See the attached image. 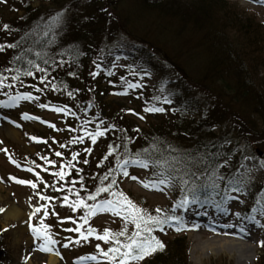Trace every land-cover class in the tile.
Segmentation results:
<instances>
[{
  "label": "trees",
  "instance_id": "obj_1",
  "mask_svg": "<svg viewBox=\"0 0 264 264\" xmlns=\"http://www.w3.org/2000/svg\"><path fill=\"white\" fill-rule=\"evenodd\" d=\"M50 1L57 6L55 10L49 11L43 5L40 8L31 7L30 5L33 4V1L28 2L29 5L25 3L20 6L21 3L19 2H23V0H18L15 2L19 4L17 7L22 12L21 15H18V10L15 6L11 8L9 20H6L7 16L4 17L3 14L2 23H0V44H19V47H5L4 50L0 51V74L13 81L12 77L17 75L15 69H20V79L18 81L15 80L17 82L15 87L24 84L29 88H37L44 94L46 99L49 98L50 103L55 104L57 107L69 108L74 111V113H70L66 120H71L68 125L75 128L78 133L69 135V145L66 146L63 154L64 158L61 161V166L62 163L64 167L68 161H71L73 167H64V171L67 170L68 172H65L64 180L59 179V187L54 195L60 196L61 200L65 195H68L71 200H75L77 199L75 193L79 192L80 197L91 204L94 202L87 199L88 195L94 193L98 187L108 186L113 180L115 184L112 185L110 191L101 193L97 197V201L103 198L112 199V192H123L125 194L121 185L122 171L117 168V164L156 142L161 148L165 149L171 145L176 149L177 154H204L207 157L206 161L199 165V170H206V175L201 176L198 182L209 184L206 194L211 198H224L225 186L230 179L234 178L242 183L233 186L241 187L243 190L239 193L245 194L250 203L255 204L254 206L261 211L262 207H264V182L262 180L255 182L250 179L248 170L244 169L242 152L246 148L251 153L252 148L254 151L253 155L258 156L260 152L249 144L261 143L264 145V137H262L264 136V90H257L255 93L246 78L250 75L254 78L259 77L260 72L256 68L253 70L254 73L250 74L252 65H255L256 62L254 56L249 53L255 55L254 52L260 51L262 49V47H259L260 43L264 44V40L256 37L257 32H254L256 35L252 34L251 28L254 29L255 27L253 25L251 27L248 24L243 14L239 13L238 16L234 12V15H231L230 10L228 8L226 10L223 5L224 0H144L145 3L143 2L142 9H144L145 14L150 16L149 19L155 17L157 21L166 22V25H168L165 26L166 30H169L167 28L169 25L172 28L175 27L170 30L176 33L191 25L193 29L200 30L198 25L207 23L205 45L207 44L206 46L210 48L206 52L207 54L211 52L212 55H219V57L214 55L210 58L209 65L206 67L208 70L214 71V75L218 77V82L201 84L196 81L197 77L193 80L187 74L184 75L186 72L185 68L182 69L183 73L180 75L182 77L186 76L189 80L182 82V80L184 81L182 78L179 87L183 89L180 92L179 88L175 87L172 90L169 88L170 91L168 93L166 85L158 84L151 90V94L146 95L150 90L145 89L150 88L144 87L140 83L142 87L139 88L138 95L142 96L144 100H148V102L143 104V107L155 105L166 109L163 113H156L155 117L157 120L149 124L148 130L145 131L139 129L136 124L134 127L131 125L127 119L129 109L126 107L118 106L115 109L109 103L103 104V107L98 104L101 101L99 94L102 91L98 85L99 75L93 77L90 73L97 71L94 61L101 64L99 73L109 70L108 58L112 54V49L115 50V47L120 46L117 43L118 41L127 39L130 41L123 45L124 48H126L127 44L134 43L135 45H145L148 51H157L159 49L157 41L150 42L140 38V35L137 36L129 30H124L120 19L111 18L108 15L106 17L103 14L106 11L101 13L100 10L95 8V0L85 1L84 5L94 10L88 11L86 13L88 19L82 22H78V18L73 16L77 12L75 11L74 13L71 8L72 3L68 4V0ZM123 2V0H111L109 6L114 5L117 8L120 4L122 6L125 5L126 2ZM65 3H67L66 24L54 29L56 32L55 42L49 44L43 36L44 25L53 16V13L64 10L61 5ZM131 3H133L131 4V9L124 11L131 14L130 16H125L124 23L131 22L134 18L133 14L136 16V10L140 8L139 3ZM145 18H142V20L147 21ZM116 23L118 24L114 25ZM4 24L10 26L8 30L3 28ZM226 29H230L232 34H236V38L232 37L231 32ZM255 30L257 29L255 28ZM51 39V36L47 38V40ZM73 46L79 50V55L75 61L72 58L73 54L68 51ZM25 53L28 54L24 55ZM36 53H40V55L37 56ZM20 56H24V60L17 62V57ZM247 56L249 58L246 59ZM28 59L39 63L41 68L48 69L46 73L47 80L42 81L40 77L44 76L45 73L35 69H33V76L23 75V72L30 67L26 63ZM170 59L168 55L164 58V62L169 67L176 69L177 67ZM45 60L48 61L47 64L44 63ZM53 61H56V63L54 64ZM61 61L63 63H60ZM222 61L228 65L229 72L227 74L232 75L235 88L230 86L228 79H222L224 78L223 75H226L221 70L220 62ZM202 63L207 62L204 61ZM57 64L60 66H57ZM141 64L142 61H137L135 69L129 75L124 76V79L131 78L134 80L137 77L136 75L141 79V70H139ZM6 69H13V71H5ZM177 70L179 71L178 68ZM70 73H75V75ZM8 79L6 80L9 81ZM110 81L112 82V79ZM115 81L113 79V82ZM53 85L57 87L54 88ZM162 87L163 91L161 90ZM196 90H206L203 91L206 93H208V90L212 92L207 94L209 101L202 99L200 102L201 104L204 102V105L200 107L202 109L200 119L192 118L187 114L190 103L186 100L188 97L193 96ZM69 93H72V95L70 96ZM179 94L183 98H180ZM225 94H240L242 98L254 99L256 102L255 109H257L254 113L250 111L247 116H257V120L254 121L250 118L242 120L240 117L227 118L226 110L228 106H225L221 99V95ZM50 95L53 96V101ZM164 96H168L172 102L169 104L163 103L162 99H153V97L163 98ZM90 100L93 101L94 108L85 106ZM101 102L104 103L103 101ZM102 113H105L106 117L101 118L100 114ZM85 120L91 122L85 125ZM229 120L231 121L228 122ZM97 126L101 129L106 128L107 131L105 135L98 137L97 142L93 144L90 137L85 135V131L94 132ZM75 137H83V140L71 143ZM244 144L249 146L244 148ZM110 146L116 149L111 155H109ZM86 148L91 149V152H86ZM73 153H79L76 160H72ZM46 154H49V152ZM262 157L264 158V155ZM85 160L87 163H84ZM218 165L221 166L218 168V173L224 176L225 179L218 182L219 187L215 189L218 194L213 195L209 177L217 170ZM55 182H58V180ZM231 187H228V193L232 191ZM174 189H178L181 193L178 184ZM66 207L69 206L63 205L61 211L65 210ZM66 209L68 210V208ZM143 209L152 215L161 216L162 213V211L156 213L155 209L157 208L147 205ZM70 210L73 214L75 213L76 218H80L85 212L83 208L76 211H72L70 208ZM153 227L155 230L158 229L154 225ZM163 227L165 228L166 225ZM155 230L153 234L159 235ZM162 241L165 244L164 250L152 254L144 264H190L188 260L189 244L185 242L184 237L173 240L163 238Z\"/></svg>",
  "mask_w": 264,
  "mask_h": 264
},
{
  "label": "rangeland",
  "instance_id": "obj_2",
  "mask_svg": "<svg viewBox=\"0 0 264 264\" xmlns=\"http://www.w3.org/2000/svg\"><path fill=\"white\" fill-rule=\"evenodd\" d=\"M1 1L2 0H0V23H2L3 14L4 17L7 16L6 20L10 19L9 16L11 13V8L14 6L18 10V15L22 14L20 9L17 7L19 6L18 3L13 4L11 0L5 1L7 3L4 4V2ZM30 1L33 0H23V2L19 3H21L20 6H23V4H27ZM42 1L43 0H37L30 6L34 8H40L43 5V7L48 8L49 11L55 10V7H57L56 5H53L51 1L49 2V0ZM85 1L86 0H68V4L72 3L71 8L74 10V13L75 11L77 12L76 15H72L78 18V22L88 19L86 17V13L90 10H94L85 6ZM123 1V3L126 2L125 5L122 6L120 4L116 8L114 5L109 6L111 0H95V8L100 10L101 13L106 11V13H103L106 17L108 15L111 18L116 17L117 19H120L122 21L121 25L124 30H129L137 36L140 35V38H144L150 42L157 41L156 43L159 44V49H157L155 52H141L140 50H134L133 46L128 47L126 50V52L129 54H132L136 62L143 60L144 63L149 65L148 68L155 72L150 74V77H148V85L152 84L154 88L162 78L166 77L164 68L165 64L163 65L161 61L158 60V56L163 60V58L167 57L168 55L171 58L170 61L179 69V74H182V69L186 68L184 75L187 74L189 77L193 78V80H195L197 77L198 79L196 81H199L201 84H212V82H218V77L214 75V71L208 70L206 68L209 65V59L216 55H212L211 52L207 54L206 52V50L210 48L206 46L207 44L205 45L207 40L205 38L208 28L207 23L199 24L198 28H200V30L193 29V26L191 25L179 33H176L175 31H172L175 27L172 28L171 25L167 27L169 30H166L165 26H168L166 25V22L161 20L157 21L155 17L149 19L150 16L145 14L144 9H142L144 0ZM131 2L139 3L140 8L136 10V16L138 17L133 14L134 18L131 20V22L129 21V23H124L125 16L127 17L131 15L129 12H124L127 9H131V4H133ZM66 5L67 3L61 6L66 9ZM223 5L226 7V10L227 8L230 10L231 15H234V12L235 15H238L239 13L243 14L248 24H250L251 27L253 25V27L258 30L257 31L255 28H251L252 34L256 35L254 32H257L256 37L264 40V2H258V0H224ZM53 15H55V13H53ZM141 17H146L145 20L147 19V21H143ZM117 24L118 23L114 25ZM226 30L232 34L230 29ZM235 35L232 34V37L236 38ZM125 43H121V45H124ZM259 47H262V49L260 51L254 52L255 55L249 53L251 56H254L256 62L255 65H252L250 74L254 73L253 70L256 68L260 72L259 77L254 78L251 75L246 77L249 86L255 93L257 90H264V44L260 43ZM118 49L119 48H116V50ZM216 57H219V55H216ZM247 58H249V56H247L246 59ZM204 61L207 63H202ZM125 63L127 62H115V60L112 61V65L115 64V67L121 69L120 73L123 72ZM220 66L221 70L224 71V74L226 73V75H223L224 78L222 79H228L230 86L235 88L232 75L227 74V72H229L228 65L222 61L220 62ZM179 74L178 77L175 76L176 78H171L172 80L168 78L167 80L162 81V84L164 85H166L167 82L172 84L171 86H167L166 90L168 93L170 89L172 90L175 88V85L178 83V79L181 78V75ZM182 78L184 79V82L189 80V78L186 76ZM123 81L120 80L114 86L109 84L107 85L104 83V81L98 83L102 90V92L99 94V98L104 102L102 103L99 101L98 104L101 107H103V104L109 103L111 104L110 106H114L115 109H117L116 107L118 106H124L127 109L136 108L133 106L135 102L131 99V93L136 92L135 88L127 89V94H117V91L119 93H123L127 88L125 81L124 88L120 89L118 87L119 85H122L121 82ZM13 88H15V84L11 85V87H8L7 85L5 87V89H8L9 91ZM203 91L196 90L193 94L194 98H204L202 95L204 94L209 100V96ZM237 91H239V89H237ZM207 92L212 93L209 92V90ZM149 94H151V90L146 95ZM221 99L222 103H224L225 106H228V109L226 110L227 118L234 119V117H240L242 120L244 118H250L254 121L257 120V116H247L250 111L254 113L257 109H255L256 102L254 99L250 100L242 98L240 94L221 95ZM27 100L28 99H21L15 105L9 103V105L1 104L0 106V244H2L0 247V264H50V258L55 260L54 264H75L79 257L91 255L92 253H99L96 248L97 244H100L101 248L105 249L104 247L107 245V242L95 239L64 248L62 246L66 241V239L64 241V238L69 236L66 234L65 229L71 226L62 228L61 223H58L57 219L58 217L65 219L69 216L75 218V213L73 214L71 212L70 207H66L68 210L65 208V210L61 211L63 204L61 197L57 194L54 197L53 192H50V197H54L56 199V202H53L52 206L51 202L48 200H42L40 196L37 195V193H39L41 196H43L41 192L42 189L39 190L38 187L33 189L30 185L19 184L11 179V177H16L20 180L29 179L35 182V179L31 178L30 175L35 173H30L27 172V170L15 168L16 165L12 162L11 157L19 163L31 164L32 160L34 159L33 156H36L38 152L46 153L47 151L50 152V150H53L51 155L54 158L55 152L62 151L65 141L66 145H69L68 135H60V137L54 136V132H51L48 128H44L41 123L36 121L37 117H42L43 112L40 113V110L35 108V104H27ZM146 102H148V100H144L142 104H145ZM85 106L94 108L93 101H88ZM142 111H140V113L143 114L144 111ZM25 114H27L29 118H25ZM191 115L194 117H200L202 114H195L194 112H191ZM100 117H106L105 113L100 114ZM143 117H145L146 120L140 122L139 119H135V117L132 115H127V119L130 121L133 127L137 125L139 129L146 131L148 130V125L155 122L157 118L155 117V113H145ZM54 118L49 117L48 120L56 123L59 127V121ZM230 121L231 120L228 122ZM40 132H43L41 135H43V137L46 139L43 140L42 143H38L37 139L35 138L36 136L40 135ZM51 134L53 135L52 137L55 138H50ZM245 145L246 144H244V148L250 145L264 155V145L261 143H250L247 146ZM253 153L254 151L252 148L251 153L250 150H246V148L243 150L242 160L244 163V169L248 170L251 180L255 182L262 180L264 182V167H262L264 158L254 156ZM32 164H34L32 167L36 169V165H39L40 162H35ZM144 169H130L128 171V176L123 177V175H121L123 178L121 185L125 194L128 195V198L130 197V199L141 208L145 207L146 205H157L161 207L167 206V204L171 201V195H168V191L172 187L166 189L144 187L142 182H148L150 179L149 174L151 173L149 171L152 170ZM35 172H37V170ZM65 172L67 173L68 171L66 170ZM43 175L44 172L40 174V177H43L45 180H47L46 174L45 177ZM132 177H136L137 179L133 180ZM231 196L238 197L239 199L228 201L224 207L228 209V211H222L221 213H218V215H214V219H212L213 223L219 226L220 229L218 230L209 232L205 226V228L199 229L192 228L191 225L195 224V222L191 220L190 213L185 215V224L187 227L182 230L183 235L181 236L184 237L185 242L189 244L188 260L190 264H264V253H262L261 246L262 242H264V219L260 214H257L254 220H249L247 218V221H245L243 219L244 212L250 207L249 202L247 201V203L245 199L237 195ZM42 204L47 206L49 215L45 218L43 216V209L40 212L35 213V215H32L35 209ZM10 208H16L19 214L18 217H10L7 215V212ZM236 213H240L241 215L237 217L235 215ZM226 219L241 223V225H237L234 230L226 231V229L221 227V224H223ZM42 220L44 224L50 225V231L52 232L54 238L60 242L56 245L59 255H57L56 252H45L38 248V243L41 241L37 240L33 236L32 227H39ZM91 226L101 234H103V230L105 228H108L115 233L124 228L125 221L123 216H118L112 212L105 211L99 212L97 215L92 217ZM133 226V223L130 221L127 222V229L132 228ZM241 228L244 229L243 232L237 231V229ZM174 237L177 236L172 235L170 239H173ZM212 241H214V244H217V249L206 246H201L199 248L197 247L198 245H204L207 244V242ZM239 243H242L243 245L245 244V247L240 248Z\"/></svg>",
  "mask_w": 264,
  "mask_h": 264
},
{
  "label": "snow or ice",
  "instance_id": "obj_3",
  "mask_svg": "<svg viewBox=\"0 0 264 264\" xmlns=\"http://www.w3.org/2000/svg\"><path fill=\"white\" fill-rule=\"evenodd\" d=\"M258 2H264V0H258ZM67 9H64L60 12L55 13V15L51 16L44 25L45 31L43 32V36L46 38L47 43H54L56 32L54 31L55 28L62 27L66 24L65 14ZM9 25L4 24L3 28L5 30L9 29ZM39 27V26H38ZM51 36V40H47V38ZM5 47L8 48H16L19 47V44H0V51L4 50ZM30 51V50H29ZM73 55V61H75L76 57L79 55V50L73 46L71 49H68ZM25 53L24 55H27ZM37 56L40 53H36ZM119 59V57L117 58ZM24 56L17 57V62L23 61ZM27 65L30 67L27 68L23 75L25 76H33L34 71L33 69L45 73L44 76H41L40 79L47 80V68H41L39 63H35L33 60L28 59L26 61ZM45 64L48 63L47 60L44 61ZM55 64L56 61H53ZM60 63H63L61 61ZM97 69L96 72L90 73L91 76L95 77L99 75V71L101 70V64L93 62ZM57 66H60L57 64ZM115 67V65H113ZM5 71H13V69H6ZM17 75L12 77V80H19L20 79V69H15ZM71 75H75V73H70ZM111 74V72H109ZM144 75H150L147 71L144 72ZM8 79L3 74H0V88L5 87L4 81ZM124 80L123 77H121ZM111 83V81H110ZM127 88L123 93L117 94H127V89L130 88H139L142 87L140 83H130L125 81ZM11 87V85H7ZM56 88V85H53ZM163 91V87L161 89ZM71 96L72 93H69ZM21 99H33L30 93H21L15 96H9V100L3 103L5 104H17ZM154 100H161L163 103H171V99L168 96L161 97H153ZM40 107L46 108L48 105L41 104ZM56 112H65L66 108L56 107L54 109ZM128 111H133L129 109ZM143 111L145 113H163L166 111L164 107H158L155 105H148L144 107ZM139 115V114H137ZM25 118H29L27 114H25ZM141 119H144L143 116H140ZM91 121L85 120L84 124L87 125ZM55 127L54 125H51ZM115 127V126H113ZM107 129H101L97 126L94 132H87L85 131V135L90 137L91 142L95 144L97 142V138L105 135ZM138 131V129H137ZM35 139V138H33ZM131 139V138H129ZM83 137H75L71 141V143L81 142ZM63 147V145H62ZM116 149L110 146L109 155L114 152ZM6 151V149H5ZM86 152H91V149L86 148ZM56 156H61V152H56ZM79 153H73L72 160H76ZM47 163L54 164L55 161L47 160L44 158ZM107 159V157H105ZM207 157L204 154H197L193 155L192 153H184V154H177L176 149H174L171 145H169L166 149L161 148L158 143L153 142L148 148H144L133 155H130L128 158L123 159L122 162L117 164V168L122 171L124 176H128V165H139L145 169H152L153 175L156 177L154 180H150L148 182H142L143 186L153 187V188H169L175 187L177 184L180 186L181 190V197L180 199L173 205L172 214L171 215H152L150 212H147L145 209L139 207L136 203H134L131 199L128 198L123 192H112L111 196L112 199H104L97 201V197L101 193L109 192L112 185L115 184L113 180L111 184L108 186H101L96 189V191L92 194H89L87 199L93 201L94 203H87L86 200L80 197V193L76 192L75 195L77 199L71 200L68 195H65L62 199V204L69 206L72 211H76L78 209H85L84 215H82L80 219V223H77L71 216L65 218L68 220H73V223L76 224L73 228L65 229V231L70 233H78L79 235L75 238L68 237L66 238V242L63 243L64 248H68L72 244H80L82 242L88 241L89 237H95L99 241H104L107 243H111L112 246L108 247L107 250L101 248L100 244L96 245V248L99 252V256H102L108 264H131V262H140L143 261L146 257L151 256L156 252H162L165 248V244L161 239H159L156 235H154V227L158 228L161 232L164 231V225L169 224L171 221L177 222L180 227H176V231H182L184 228L187 227L185 224V217L183 215H177L176 210L182 209L184 213H191L193 215H200V214H207L206 206L214 207L218 211L227 212L228 209L221 208V204L226 201H230L233 199H239L238 197H233L228 195V187H231L233 192H240L243 189L241 187H234L233 185L241 184L242 182L236 179H230L228 184L225 186V196L223 201L216 202L211 199L209 195L206 193L209 189V184L198 182L200 181V177L206 175L205 171L199 170V165L206 161ZM16 163V161H12ZM84 163H87L85 160ZM67 168H72V162L68 161L67 164L64 166ZM64 167H62L59 171L54 173L55 177H58L60 180H64L65 178V171ZM221 166H217V170L212 173L209 177L211 180V188L213 190V195L218 193L215 192V189L219 187V181H223L225 179L224 176L218 173V168ZM262 167H264V162H262ZM27 171L33 172L34 169L28 168ZM199 173V175H198ZM37 178L40 177L38 172L35 173ZM12 180L16 181L19 184L30 185L33 189L37 188V183L33 180H20L16 177H11ZM133 180L137 179L136 177H132ZM54 187V186H53ZM71 191V190H70ZM37 195H40L37 193ZM42 200H48L51 202L54 197L50 196H40ZM43 209V216L46 218L49 215V211L47 206L42 204L35 209L32 215L35 213L40 212ZM112 212L115 215L123 216L125 221V226L119 232H113L112 230L105 228L103 230V234H98L97 230L91 226L84 228V225L88 224L89 218L92 216L97 215L99 212ZM156 213H160L162 210L160 208L155 209ZM253 211L255 212L256 209L254 208ZM264 212V207L261 209ZM55 214V213H54ZM58 215V214H56ZM237 217L241 214L236 213ZM248 219L254 220V217H248ZM131 222L134 224V231L131 234H128L127 229V222ZM192 228H197L199 225L192 224ZM225 227H230V225H225ZM215 231V229H213ZM241 232L244 231L243 228L240 229ZM33 236L41 241L38 243V248L41 251L45 252H56L59 255V251L56 248V245L60 242L57 241L52 232L50 231V225L44 224L43 220L41 221V225L39 227L33 226L32 227ZM121 237L124 239L122 240ZM264 243V242H262ZM99 259L98 255H86L78 258V264H85L87 261H97Z\"/></svg>",
  "mask_w": 264,
  "mask_h": 264
},
{
  "label": "bare ground",
  "instance_id": "obj_4",
  "mask_svg": "<svg viewBox=\"0 0 264 264\" xmlns=\"http://www.w3.org/2000/svg\"><path fill=\"white\" fill-rule=\"evenodd\" d=\"M7 215L8 216H10V217H18V212H17V210H16V208H10L9 210H8V212H7ZM214 241H212V242H207V244H204V245H198L197 247L199 248V247H204V246H206V247H212V248H214V249H217V244H214L213 243ZM217 243V242H216ZM245 245V244H244ZM242 243H239V246H240V248H244L245 246H244ZM238 246V247H239ZM50 264H54L55 263V260L53 259V258H50Z\"/></svg>",
  "mask_w": 264,
  "mask_h": 264
}]
</instances>
